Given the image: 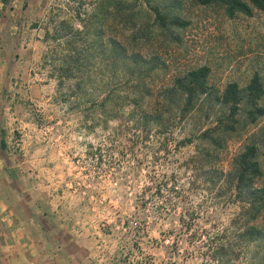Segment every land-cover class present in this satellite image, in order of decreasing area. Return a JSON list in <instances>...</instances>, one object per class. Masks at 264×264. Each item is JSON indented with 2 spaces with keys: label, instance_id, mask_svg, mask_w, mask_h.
Wrapping results in <instances>:
<instances>
[{
  "label": "rangeland",
  "instance_id": "obj_1",
  "mask_svg": "<svg viewBox=\"0 0 264 264\" xmlns=\"http://www.w3.org/2000/svg\"><path fill=\"white\" fill-rule=\"evenodd\" d=\"M102 1L0 0V242L30 228L16 246L40 248L21 264H264V209L251 220L230 180L253 146L264 187V114L251 121L241 103L231 117L218 100L255 75L264 87V12ZM81 20L93 72L79 95L56 67ZM202 66L209 96L182 112L167 90Z\"/></svg>",
  "mask_w": 264,
  "mask_h": 264
},
{
  "label": "trees",
  "instance_id": "obj_2",
  "mask_svg": "<svg viewBox=\"0 0 264 264\" xmlns=\"http://www.w3.org/2000/svg\"><path fill=\"white\" fill-rule=\"evenodd\" d=\"M201 5H209L213 3L221 4L226 7L229 14L241 13L246 16L252 14V9L264 12V0H195ZM109 3L106 0L102 1L100 7L102 9L109 8ZM100 7L98 9L100 10ZM162 23L165 22V16L157 13ZM90 20L95 16L89 15ZM174 24H179L177 21H172ZM83 24L82 30L72 31V38H70V54L64 56L60 62L61 65L56 67L60 72V77L64 79L76 80L73 89L76 94H81L84 87H88L91 79V70L85 71L84 62L89 57H81L80 53L76 50L75 37L87 33L92 30L93 23ZM95 24V23H94ZM99 37V34H98ZM99 42V41H98ZM114 43V41L112 42ZM103 45V44H101ZM115 45V44H114ZM112 52L115 54L114 47L111 46ZM114 60H118L119 56L114 55ZM63 64V65H62ZM90 71V73H89ZM209 69L205 66L186 71L182 75L173 80L172 87L167 90V94L179 95L181 98V111L188 112L191 110L200 97L209 96L208 85ZM88 83V85H86ZM85 94V93H84ZM264 96V87L261 80L257 75L253 76L248 85L244 89H240L237 84L231 83L226 86L223 93L218 97L221 104L227 107L229 115L232 117L238 111L241 103L249 106L253 110L248 112L250 120L254 121L257 117L264 114V109L258 106V102ZM172 102V101H170ZM231 169V184H233L234 191L238 198L240 196L247 197V203L253 211L250 219L257 218L258 214L264 209V187L256 188L255 181L261 176L259 164L256 161V150L253 146H246L241 153H239L233 161ZM245 237L251 239L261 238L262 233L253 227H249L244 233Z\"/></svg>",
  "mask_w": 264,
  "mask_h": 264
},
{
  "label": "crops",
  "instance_id": "obj_3",
  "mask_svg": "<svg viewBox=\"0 0 264 264\" xmlns=\"http://www.w3.org/2000/svg\"><path fill=\"white\" fill-rule=\"evenodd\" d=\"M13 3L14 2L12 1L11 6L9 8V11H7L5 13L6 15H7V13H9L10 15L13 16L18 11V9H16L15 4H13ZM4 208L5 207L2 206V210ZM23 227L21 228L20 231H17V233L13 231L14 229L13 230L3 229V228L1 229V233L6 232L7 235L4 236V238H3L4 241L0 242V260H1L0 262H8L10 264L25 263L28 260L32 259L31 255H30L31 252H28V251H31L32 249H36V247L38 249L40 248V246L32 245L31 241H30L29 245L26 244L24 249L21 246L20 247L16 246L17 235H19L21 232H23V234H28L30 231V228H28V227L23 228ZM41 257H43V256H39L40 259H41Z\"/></svg>",
  "mask_w": 264,
  "mask_h": 264
}]
</instances>
